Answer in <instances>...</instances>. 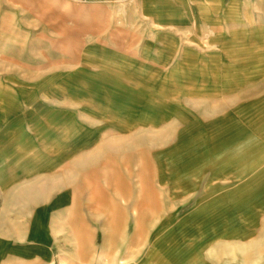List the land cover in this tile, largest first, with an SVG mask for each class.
<instances>
[{"label": "rangeland", "instance_id": "1", "mask_svg": "<svg viewBox=\"0 0 264 264\" xmlns=\"http://www.w3.org/2000/svg\"><path fill=\"white\" fill-rule=\"evenodd\" d=\"M0 264H264V0H0Z\"/></svg>", "mask_w": 264, "mask_h": 264}, {"label": "crops", "instance_id": "2", "mask_svg": "<svg viewBox=\"0 0 264 264\" xmlns=\"http://www.w3.org/2000/svg\"><path fill=\"white\" fill-rule=\"evenodd\" d=\"M91 177H92L91 175L85 176V179L83 180L82 185L77 187L76 190L65 189L62 192V194L64 195L67 194L68 197L67 196L65 197L63 195L61 197H57L56 198L57 200L53 206L55 210L65 209V208L68 209V212L70 213V219L67 221V223L71 225L73 229H76L77 231H79V233L77 234L76 240L78 241L77 246L79 248L78 256L81 259L88 258L89 253L92 251L91 243L88 240H86L85 237L82 235V232L83 231L85 232L86 227L84 225V217L81 214V212L83 209H88L91 207L99 208L101 206L100 195L102 194V191L100 187L98 186L97 181L96 183L94 182V185L92 187H86L88 185L86 179H89ZM96 177H97V180H103L109 185L112 184L115 187V191H118V193L122 194V192L125 191V184H126L127 179L121 175L111 176L109 172L108 174H104V175L101 172H97V175L95 176V178ZM138 179L141 181L142 176H138ZM74 192L79 193V194L86 192L87 196H89V200L93 201L92 204L89 205L87 201L85 205L80 202H76ZM140 231L141 229H139V227L135 230V232L137 233V236L139 235ZM107 240L113 242L114 239L113 237L112 238L105 237L104 242ZM219 251L224 252L225 249L218 246L212 251V254H217ZM109 256H110V253L104 254V257H109Z\"/></svg>", "mask_w": 264, "mask_h": 264}, {"label": "built area", "instance_id": "3", "mask_svg": "<svg viewBox=\"0 0 264 264\" xmlns=\"http://www.w3.org/2000/svg\"><path fill=\"white\" fill-rule=\"evenodd\" d=\"M83 3L89 4L93 3L95 0H81Z\"/></svg>", "mask_w": 264, "mask_h": 264}]
</instances>
